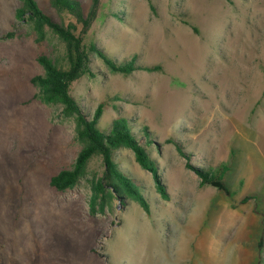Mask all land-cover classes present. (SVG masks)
<instances>
[{
  "label": "rangeland",
  "instance_id": "1",
  "mask_svg": "<svg viewBox=\"0 0 264 264\" xmlns=\"http://www.w3.org/2000/svg\"><path fill=\"white\" fill-rule=\"evenodd\" d=\"M36 1L56 21L76 23ZM80 1L88 15L94 0ZM21 6L0 0V37L16 32L0 41V264H264V0H99L85 43L163 70L124 76L91 55L97 78H82L71 94L86 115L105 104L103 129L127 117L151 132L169 202L129 150L118 152L147 189L149 216L108 197L91 214L100 158L73 190L50 187L83 146L75 118L33 100L38 58L63 64L65 46L49 29L37 43L16 19ZM222 164L231 167V196L202 187L196 173Z\"/></svg>",
  "mask_w": 264,
  "mask_h": 264
},
{
  "label": "trees",
  "instance_id": "2",
  "mask_svg": "<svg viewBox=\"0 0 264 264\" xmlns=\"http://www.w3.org/2000/svg\"><path fill=\"white\" fill-rule=\"evenodd\" d=\"M19 1L22 6L16 11V19L20 23L33 27L37 43L45 40L46 30L49 29L65 46L63 64L45 55L38 58L43 73L31 79V84L39 89L33 100L47 106H60L63 117L75 118L78 125L77 138L83 146L72 168L51 177L50 187L61 194L73 190L88 175L92 161L100 158L103 164L102 174L94 172L89 179L92 192L91 214L94 215L97 212L99 200H105L108 197L121 200L123 204L131 200L138 203L146 215H151L152 204L147 189L125 171L123 162L118 158L119 151L129 150L134 162L152 176L155 190L160 198L169 202L171 195L159 165L148 149L154 145L151 132L146 126L136 131L134 122L127 117H119L107 129H103L100 126V120L103 117L105 104H100L94 114L86 115L78 100L72 96L71 89L74 83L84 77L97 78V74L91 67V55L101 59L112 72L124 76H130L136 71L160 72L163 70L162 66L139 64L138 56H134L129 61L120 62L110 58L109 53L97 45L85 43V36L96 19L99 0H94L88 15L84 13L80 0H50L51 7L60 17L75 20L76 23L68 25L46 14L36 0ZM79 25L81 29L78 32ZM15 36L16 32H9L0 37V41L13 39ZM174 143L178 152L185 156L179 144ZM230 171L229 164H222L216 168L210 166L199 168L196 173L201 179L202 187L211 186L231 196L226 181ZM102 207L104 209V205ZM263 244L264 237L259 242V249L263 248Z\"/></svg>",
  "mask_w": 264,
  "mask_h": 264
}]
</instances>
